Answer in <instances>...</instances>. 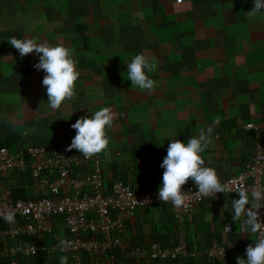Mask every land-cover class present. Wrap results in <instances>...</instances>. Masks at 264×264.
<instances>
[{
    "label": "crops",
    "instance_id": "obj_1",
    "mask_svg": "<svg viewBox=\"0 0 264 264\" xmlns=\"http://www.w3.org/2000/svg\"><path fill=\"white\" fill-rule=\"evenodd\" d=\"M252 7L253 0H0V145L12 152L66 148L76 120L110 107L108 148L97 154L107 185L119 180L153 191L161 184L169 138L187 142L218 120L201 155L224 181L264 145V10L250 17ZM25 36L71 53L79 77L75 95L59 110L48 108L45 73L33 67L39 57H21L8 41ZM141 53L155 65L145 70L155 81L151 94L127 79V63ZM3 187L13 197L36 196L29 174L11 173ZM237 198L228 192L205 199L185 222L190 247L202 250L215 241L228 248L227 258L146 264L247 259L255 235L244 233L242 219L233 220L231 200ZM224 207L229 210L221 216ZM177 234L171 207L153 205L139 207L122 236L126 245L149 247L172 245ZM58 236L70 237L59 219L49 243Z\"/></svg>",
    "mask_w": 264,
    "mask_h": 264
},
{
    "label": "built area",
    "instance_id": "obj_2",
    "mask_svg": "<svg viewBox=\"0 0 264 264\" xmlns=\"http://www.w3.org/2000/svg\"><path fill=\"white\" fill-rule=\"evenodd\" d=\"M252 128V124L246 125ZM60 145L45 148L30 146L12 152L0 145V264H143L166 262L179 258H227L226 246L212 241L205 249L190 247L185 232L186 217L205 199L191 180L183 186L187 207L176 208L158 198V189L136 190L116 180L107 185L99 156L86 159L79 152H68ZM258 155L222 183L242 184L249 194L253 188L264 189V145ZM29 174L35 181L36 196H11L3 187L9 174ZM162 185V180L161 184ZM220 194V193H218ZM169 205L177 226V239L172 245H126L122 236L127 223L139 207ZM264 219V208L260 209ZM11 215L9 222L5 219ZM70 233L69 247L60 251L59 244L44 242L51 236L55 221ZM255 235V240L258 238ZM255 242V241H254Z\"/></svg>",
    "mask_w": 264,
    "mask_h": 264
},
{
    "label": "clouds",
    "instance_id": "obj_3",
    "mask_svg": "<svg viewBox=\"0 0 264 264\" xmlns=\"http://www.w3.org/2000/svg\"><path fill=\"white\" fill-rule=\"evenodd\" d=\"M264 10V0H253V7L248 12L249 16ZM12 47L18 50L21 57L35 52L39 57L33 67L43 71L45 76L42 85L46 87L48 108L52 111L59 110L66 100L75 95V85L79 77L76 64L71 58L68 48L61 44L51 45L48 42H37L30 36L23 39L11 37L8 39ZM155 65L149 63L146 56L141 53L135 55L127 63V79L131 81L133 89L151 94L155 90V81L147 72H152ZM90 115L81 116L71 125L76 130V135L65 151L73 149L81 153L86 159L92 158L108 148L109 140L106 135V127H111L115 118L110 107H103ZM219 121H213L208 127L199 129L198 136H191L187 142L169 138L167 155L160 167L164 169L162 185L158 190V198L164 203L171 202L176 208L187 207V193L183 186L191 179L201 196L217 195L218 193L235 192L237 199L231 200V212L233 220L242 219L244 233L258 235L253 244H249L245 250L247 259L243 256L236 257V264H264V219L261 218L260 209L264 208V189L253 188L249 190L242 184H225L221 182L217 171L205 165L202 153L205 152L214 130V125ZM227 208L221 209V216ZM9 222L12 216L5 217ZM230 229V227H229ZM60 251L69 247V242L58 236ZM222 261V260H221ZM60 264H68V257L61 256Z\"/></svg>",
    "mask_w": 264,
    "mask_h": 264
},
{
    "label": "trees",
    "instance_id": "obj_4",
    "mask_svg": "<svg viewBox=\"0 0 264 264\" xmlns=\"http://www.w3.org/2000/svg\"><path fill=\"white\" fill-rule=\"evenodd\" d=\"M0 227H3V225L2 224H0ZM49 238H50V236H47L46 238H45V240H44V242L46 243V244H50L49 243ZM49 240V241H48ZM48 241V242H47Z\"/></svg>",
    "mask_w": 264,
    "mask_h": 264
}]
</instances>
